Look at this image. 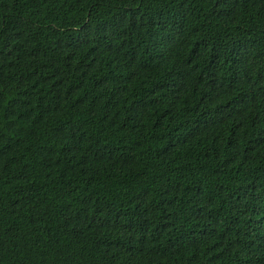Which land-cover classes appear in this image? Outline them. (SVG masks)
I'll use <instances>...</instances> for the list:
<instances>
[{
    "label": "trees",
    "instance_id": "16d2710c",
    "mask_svg": "<svg viewBox=\"0 0 264 264\" xmlns=\"http://www.w3.org/2000/svg\"><path fill=\"white\" fill-rule=\"evenodd\" d=\"M0 264H264V0H0Z\"/></svg>",
    "mask_w": 264,
    "mask_h": 264
}]
</instances>
